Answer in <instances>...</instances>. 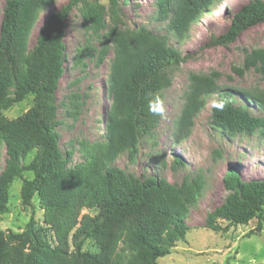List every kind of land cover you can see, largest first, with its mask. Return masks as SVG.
<instances>
[{"label":"trees","instance_id":"1","mask_svg":"<svg viewBox=\"0 0 264 264\" xmlns=\"http://www.w3.org/2000/svg\"><path fill=\"white\" fill-rule=\"evenodd\" d=\"M109 23L99 0H68L40 24L34 43L29 39L40 12L55 0H4L0 17V150L6 155L0 172V216L8 210L10 187L22 179L24 206L36 200L42 223L31 216L17 233L0 230V264H156L184 240L185 220L204 189L201 173L184 175L180 183L157 176L137 177L116 167L126 155L133 163L140 142L153 136L160 112L161 91L170 87L169 71L182 57L169 43V34L184 41L190 27L209 13L216 0H153V19L165 26L159 34L146 26H122L117 1L107 0ZM126 2L127 0H123ZM82 5V17L92 36L102 41L101 62L111 48L107 78L111 104L100 140H81V161L69 167L73 156L62 152L56 131V92L66 64L65 25L72 11ZM226 30L208 45L226 47L247 28L264 22V0H250L229 18ZM84 54L83 49L80 52ZM249 69L264 80V49L245 53L243 64L232 67L243 76ZM184 104L174 122V137L182 142L191 133L205 99L216 95L210 123L228 134H264V116H256L235 103V94L264 107V88L256 93L234 90L219 83V73H191ZM33 98L21 116L8 119L4 111ZM71 116L78 97H68ZM33 153L32 160L22 164ZM176 161V162H175ZM172 169L182 167L179 159ZM25 172L31 179L23 177ZM224 200L204 218L203 227L225 233L235 225L256 219L264 224V178L243 180L235 169L225 171ZM86 210L85 213H82ZM221 222H225L222 225ZM91 243V248H85Z\"/></svg>","mask_w":264,"mask_h":264},{"label":"rangeland","instance_id":"2","mask_svg":"<svg viewBox=\"0 0 264 264\" xmlns=\"http://www.w3.org/2000/svg\"><path fill=\"white\" fill-rule=\"evenodd\" d=\"M67 1L55 0L40 12L29 46L34 43L41 22ZM116 1L121 24L125 28L135 29L144 25L159 34H167L165 26L153 19V0ZM249 1L216 0L211 11L203 14L190 27L184 41L179 42L169 34L170 45L182 57H187L169 71L171 85L161 91L157 128L151 138L140 142L139 153L133 163L128 161L126 155H121L114 162L116 167L137 177L157 176L171 183H180L187 174L203 175L204 189L185 220L189 230L184 240L177 242L170 254L158 259L156 264H264V224L260 231H256V219L248 225L230 227L225 233H216L203 227L206 214L227 195L222 184L225 171L235 169L245 181L264 178V134H228L215 129L210 123L209 112L217 100L216 95L205 99V107L195 117L187 139L177 142L173 133L191 73L217 72L221 85L254 93L263 90L264 80L257 71L249 69L243 76H238L232 67L241 68L246 52L264 49V22L247 28L226 47L208 45L211 38L226 30L230 16ZM3 3L4 0H0V17ZM99 3L104 6L105 21L109 23L108 1L99 0ZM64 44L66 64L56 92L57 118L60 122L56 131L62 152L70 151L72 146L74 148L69 164V167H73L81 161L77 152L79 141L94 142L103 136L106 112L111 104L107 95V78L113 54L110 48L104 59L101 62L98 60L102 41L92 36L82 17V5L72 11L66 22ZM82 49L84 54L80 53ZM72 94L78 97L79 102L75 117L71 116L72 105L68 100ZM235 95L238 106H246L253 115L264 116V107L258 102ZM32 105L33 98L29 96L3 114L8 119H14L23 115ZM32 158L33 153L22 164L27 165ZM177 159L182 167L174 171L172 166ZM5 160V152L1 149L0 172L4 169ZM23 177L31 179L32 174L25 172ZM21 183L22 179L18 178L10 187L8 210L0 216L2 231L20 232L31 216L38 224L42 223L43 211L36 200L31 206L22 204ZM85 248L92 249L91 243H87Z\"/></svg>","mask_w":264,"mask_h":264}]
</instances>
